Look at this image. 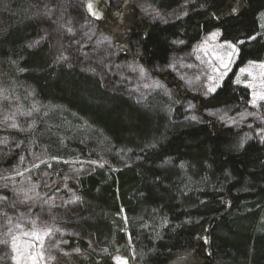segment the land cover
<instances>
[{
    "label": "trees",
    "instance_id": "16d2710c",
    "mask_svg": "<svg viewBox=\"0 0 264 264\" xmlns=\"http://www.w3.org/2000/svg\"><path fill=\"white\" fill-rule=\"evenodd\" d=\"M16 1L10 7L24 13L11 18L0 2V60L48 111L34 141L52 158L91 156L118 168L78 181L83 206L70 222L108 255L85 264H114L129 243L138 264H264V140L248 134L251 94L235 84L245 65L264 63V0H145L157 14L152 21L133 8L127 41L146 69L166 68L172 55L216 30L221 41L238 44L222 86L194 100L202 122L162 98L139 104L55 63L47 42L28 48L41 26ZM218 110L228 115L222 122L207 116Z\"/></svg>",
    "mask_w": 264,
    "mask_h": 264
},
{
    "label": "rangeland",
    "instance_id": "374dc122",
    "mask_svg": "<svg viewBox=\"0 0 264 264\" xmlns=\"http://www.w3.org/2000/svg\"><path fill=\"white\" fill-rule=\"evenodd\" d=\"M21 1L25 14L35 17L41 26V33L27 44L28 48L47 42L55 63L96 76L105 88L139 104L155 96L162 98L173 110L180 108L188 120L203 121L194 100L214 94L238 57V44L221 41L216 30L203 36L190 52L172 55L166 68L146 69L138 49L127 41L133 8L138 18L152 21L157 16L145 0ZM0 2L3 11L11 10L10 18L24 13L10 7L16 0ZM5 25L0 21V35ZM15 80L8 64L0 60V264H32L29 252L42 253L39 264H85L93 256L102 262L107 251L78 232L69 218L83 206L79 179L98 171L112 175L118 168L107 159L50 157L33 139L41 121H47L48 111L34 89ZM235 84L251 94L249 106L255 115L248 134L253 132L264 140V63L245 65L238 71ZM180 91L191 98H184ZM207 116L222 122L228 115L218 110ZM13 137L19 140L13 141ZM121 217L127 220L123 212ZM46 230L51 232L45 237ZM35 235L44 238L37 241ZM13 237L16 251L12 249ZM201 240L208 242L206 236ZM29 243L35 246L28 248ZM128 247L126 255L113 256L114 264L119 260L138 264L131 243Z\"/></svg>",
    "mask_w": 264,
    "mask_h": 264
},
{
    "label": "snow or ice",
    "instance_id": "6c2138e0",
    "mask_svg": "<svg viewBox=\"0 0 264 264\" xmlns=\"http://www.w3.org/2000/svg\"><path fill=\"white\" fill-rule=\"evenodd\" d=\"M89 7L91 8V5H89ZM69 30H70V29H69ZM241 43H242V41H241ZM230 47H234V45H230ZM13 127H15V125H13ZM50 232H51V230H46V231H45V237H46L47 235H50ZM43 238H44V237H41V236H39V235H35V236H34V239L37 240V241H39V240H41V239H43ZM34 246H35V245H33V244H31V243H29V244L27 245L28 248H32V247H34ZM12 249H13L14 251L18 250V245H17V243H16V238H15V237H13ZM40 255H42V253H39V254H37V255H33L31 252H29V256L31 257L32 264H39V256H40ZM117 264H127V261H126V260H119V261L117 262Z\"/></svg>",
    "mask_w": 264,
    "mask_h": 264
},
{
    "label": "bare ground",
    "instance_id": "6f19581e",
    "mask_svg": "<svg viewBox=\"0 0 264 264\" xmlns=\"http://www.w3.org/2000/svg\"><path fill=\"white\" fill-rule=\"evenodd\" d=\"M106 29V28H105ZM15 80V79H14ZM16 81V80H15ZM167 81V80H166ZM30 86V85H29ZM18 92V91H17ZM35 99V98H34ZM35 107V106H34ZM44 111V110H43ZM26 113V112H25ZM28 113V112H27ZM32 121V120H31ZM36 121V120H35ZM6 137V136H5ZM6 139V138H5ZM47 153V152H46ZM91 157V156H90ZM93 157V156H92ZM24 165V164H23ZM64 168V167H62ZM81 168V167H80ZM57 172V171H56Z\"/></svg>",
    "mask_w": 264,
    "mask_h": 264
}]
</instances>
